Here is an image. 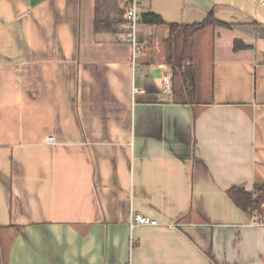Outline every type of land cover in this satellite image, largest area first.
<instances>
[{
  "label": "crops",
  "instance_id": "0c3cea01",
  "mask_svg": "<svg viewBox=\"0 0 264 264\" xmlns=\"http://www.w3.org/2000/svg\"><path fill=\"white\" fill-rule=\"evenodd\" d=\"M124 1L0 0V264H264V227L227 193L264 184V0H141L231 25L193 39L190 103L167 25L139 24L133 64Z\"/></svg>",
  "mask_w": 264,
  "mask_h": 264
},
{
  "label": "trees",
  "instance_id": "16d2710c",
  "mask_svg": "<svg viewBox=\"0 0 264 264\" xmlns=\"http://www.w3.org/2000/svg\"><path fill=\"white\" fill-rule=\"evenodd\" d=\"M100 2V0H99ZM121 22V21H120ZM120 22H117L118 25ZM141 22L147 25H167L169 27V37L166 40V43L169 47V54L167 56V62L171 66L174 76L179 74L181 78V99H185L190 103L196 94V71L193 67H184L183 62L184 58L180 47L178 45L179 38L183 33L197 32L201 31L209 26H221V27H231L230 24L218 20L215 18L213 13H209L208 16L201 22H196L193 24H177V23H167L161 16L154 14L152 12L144 13L141 16ZM116 25V26H117ZM108 26V27H106ZM95 28L101 30L100 28L107 29L109 31H117L112 28V24L107 21H102L97 19ZM244 46L242 42H235V49H241ZM175 93L178 96V91L175 90ZM261 190H264V184L260 186ZM228 195L231 200L243 210H247L252 206V196L251 193L246 192L245 190L238 188H231L228 190Z\"/></svg>",
  "mask_w": 264,
  "mask_h": 264
},
{
  "label": "built area",
  "instance_id": "2783aa9c",
  "mask_svg": "<svg viewBox=\"0 0 264 264\" xmlns=\"http://www.w3.org/2000/svg\"><path fill=\"white\" fill-rule=\"evenodd\" d=\"M123 23L120 25L121 38L130 45L132 62L134 65L137 59L142 56V46L138 39V26L141 23V0L124 1ZM162 93L173 95V79L167 76L162 80ZM135 94L145 93L144 88H135ZM49 142H54V137H49ZM252 206L250 207L247 217L250 226L264 227V190L254 188L251 192ZM159 222L142 214H133L130 219L131 229L137 226H159Z\"/></svg>",
  "mask_w": 264,
  "mask_h": 264
},
{
  "label": "rangeland",
  "instance_id": "374dc122",
  "mask_svg": "<svg viewBox=\"0 0 264 264\" xmlns=\"http://www.w3.org/2000/svg\"><path fill=\"white\" fill-rule=\"evenodd\" d=\"M198 33H199V31H197V32H192L191 31L189 33H183L180 36V38H179L178 45L180 47V50H181L183 58H184L183 66L186 67V68L187 67H193V65L187 64V62L190 61V59H191L190 56L194 53V50H192V48H193V39H195V36ZM163 46H164V48H163L164 53L162 54V56L163 57L164 56L167 57V55L169 54V47H168L167 43H165V42L163 43ZM174 87L179 92V94H178V96L176 98L180 100L181 94H182L181 93L182 89H181V78H180L179 74H176L174 76Z\"/></svg>",
  "mask_w": 264,
  "mask_h": 264
}]
</instances>
